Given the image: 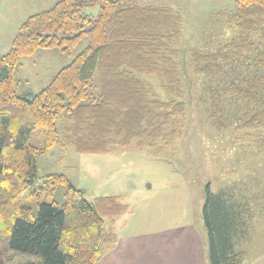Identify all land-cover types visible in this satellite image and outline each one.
<instances>
[{
	"label": "trees",
	"instance_id": "16d2710c",
	"mask_svg": "<svg viewBox=\"0 0 264 264\" xmlns=\"http://www.w3.org/2000/svg\"><path fill=\"white\" fill-rule=\"evenodd\" d=\"M97 3L99 13L90 20L84 7ZM225 21L231 35L215 51L192 48L189 66L222 83L231 100L250 104L242 127L257 129L264 126V74L233 78L230 68L252 57L264 66V0H235ZM182 23L177 9L135 0H58L20 24L0 55V264H96L115 244L114 221L127 211L120 198L88 202L61 173L37 184V158L57 145L79 153L132 146L162 151L179 138L186 114L176 50ZM85 37L87 46L42 90L29 98L16 94L22 58L39 49L67 53ZM144 77L155 78L169 98H159ZM37 129L42 148L30 143ZM59 187L61 204L53 199ZM241 205L206 188L209 264H241L243 253L234 245L247 225Z\"/></svg>",
	"mask_w": 264,
	"mask_h": 264
},
{
	"label": "rangeland",
	"instance_id": "374dc122",
	"mask_svg": "<svg viewBox=\"0 0 264 264\" xmlns=\"http://www.w3.org/2000/svg\"><path fill=\"white\" fill-rule=\"evenodd\" d=\"M57 1L0 0V21L4 20L5 31V35L0 34V50L10 47L11 30L15 35L28 16ZM135 3L171 7L182 14V36L176 48L182 99L186 104L182 135L163 145L162 151L132 146L115 147L111 152L79 153L72 146H54L37 158V184L46 174L61 173L88 202L97 197L116 196L127 206V211L115 219L112 227L117 237L115 244L103 249L96 264H109L108 258L114 264L118 261L119 264H175V258L182 254L190 264L204 255L209 264L202 214L207 187L242 204L247 225L245 232L234 239L235 250L243 253L241 264H264V126L242 127L243 117L252 112L251 105L231 100L223 94L222 83L195 75L189 66L192 48L215 51L231 35L232 26L225 17L234 10L235 0H135ZM99 9L97 3L84 7V12L94 20ZM89 26L86 24L85 28ZM87 44L85 37L67 53L58 48L39 49L22 58L15 71L19 80L16 94L29 98L38 93ZM230 69L233 78L264 74V66L255 57L242 62V67L234 64ZM144 78L159 98H169L155 78ZM218 96L222 99L220 106L216 104ZM57 126L61 130L60 122ZM30 143L43 147L41 130L33 132ZM63 191L59 187L53 195L59 204L63 202ZM32 206L36 211L37 205ZM104 219L108 226L107 218ZM190 227L202 245L200 255L193 258L187 256L191 253L189 247L181 246L184 242L192 244ZM117 243L120 249L115 253L120 257L114 260L111 253Z\"/></svg>",
	"mask_w": 264,
	"mask_h": 264
},
{
	"label": "crops",
	"instance_id": "0c3cea01",
	"mask_svg": "<svg viewBox=\"0 0 264 264\" xmlns=\"http://www.w3.org/2000/svg\"><path fill=\"white\" fill-rule=\"evenodd\" d=\"M20 26V25H19ZM4 20L2 19V21H0V34L2 35H5V31H4ZM18 30V29H17ZM14 34H13V31L11 30V32L9 33V41H12V39L14 38ZM7 41H8V38H7ZM10 44H11V42H10ZM9 44V45H10ZM9 48H8V46H4V50L2 51V50H0V55H2V54H4L7 50H8ZM189 232L191 233V241H192V244H189V245H187L188 243H183V244H181V246H182V248L183 249H185L186 247H189V250H191V251H189V252H191L189 255L187 254V256L188 257H190V258H193L194 257V255H196V256H199L200 255V252H201V250H202V245H201V243H199V241H198V238H197V233H196V231H194L193 230V227H190V230H189ZM118 245H116V248L113 250V252L111 253V257L114 259V260H119V257H120V254H118V253H115V252H118L119 251V249H120V247H119V243H117ZM174 249L175 248H173L172 250V257L174 256ZM204 252V251H203ZM108 256H110V254L108 255ZM187 257H185L183 254H182V256L181 257H179V258H175V264H190V262H187V259H186ZM198 258V257H197ZM197 258H195V259H197ZM178 259H180V260H178ZM107 260H109V264H114L113 263V261L111 262L110 261V259L108 258ZM206 260L207 259H205V256L204 255H202V257H201V259H200V261H199V259L198 260H194V262L193 261H191L192 263L191 264H207L206 263ZM108 262V261H107ZM121 262H122V260H121ZM120 263V261H118L116 264H119Z\"/></svg>",
	"mask_w": 264,
	"mask_h": 264
}]
</instances>
